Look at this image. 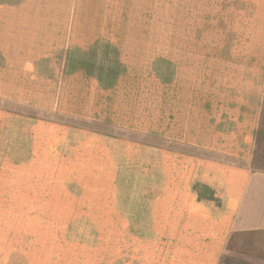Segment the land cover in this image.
Wrapping results in <instances>:
<instances>
[{"label": "rangeland", "instance_id": "1", "mask_svg": "<svg viewBox=\"0 0 264 264\" xmlns=\"http://www.w3.org/2000/svg\"><path fill=\"white\" fill-rule=\"evenodd\" d=\"M81 6L68 110L0 98V264H264V0Z\"/></svg>", "mask_w": 264, "mask_h": 264}, {"label": "crops", "instance_id": "2", "mask_svg": "<svg viewBox=\"0 0 264 264\" xmlns=\"http://www.w3.org/2000/svg\"><path fill=\"white\" fill-rule=\"evenodd\" d=\"M81 8V0H0V98L68 110Z\"/></svg>", "mask_w": 264, "mask_h": 264}]
</instances>
